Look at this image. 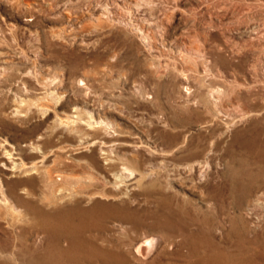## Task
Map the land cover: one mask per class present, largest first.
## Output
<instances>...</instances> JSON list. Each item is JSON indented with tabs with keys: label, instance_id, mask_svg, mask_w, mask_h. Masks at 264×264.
<instances>
[{
	"label": "rangeland",
	"instance_id": "rangeland-1",
	"mask_svg": "<svg viewBox=\"0 0 264 264\" xmlns=\"http://www.w3.org/2000/svg\"><path fill=\"white\" fill-rule=\"evenodd\" d=\"M263 142L264 0H0V264H264Z\"/></svg>",
	"mask_w": 264,
	"mask_h": 264
},
{
	"label": "bare ground",
	"instance_id": "bare-ground-1",
	"mask_svg": "<svg viewBox=\"0 0 264 264\" xmlns=\"http://www.w3.org/2000/svg\"><path fill=\"white\" fill-rule=\"evenodd\" d=\"M137 4V3H136ZM135 5V3L133 4V2H129L128 4H127V6L129 7V8H131V7H133ZM134 8V7H133ZM132 11V10H131ZM193 39V38H192ZM189 44H191V42L189 43ZM201 45V44H200ZM191 46H189V48H190ZM187 49V48H186ZM195 51V50H194ZM196 52V51H195ZM199 52V51H198ZM190 56H191V54H190ZM189 58V57H188ZM184 61V60H183ZM174 62V61H173ZM189 62V61H188ZM205 64V63H204ZM153 67V66H152ZM176 67V66H175ZM186 67V66H185ZM174 68V67H173ZM208 68V67H207ZM158 69H160V68H158ZM148 71V70H147ZM153 72V71H152ZM198 72V71H197ZM183 74V73H182ZM187 74V73H186ZM185 75V74H184ZM188 75V74H187ZM196 76V75H195ZM199 79V78H198ZM198 83H199V81H198ZM182 86V85H181ZM200 87V86H199ZM166 89V88H165ZM186 89V88H185ZM203 90V89H202ZM205 90V89H204ZM166 91V90H165ZM203 95V94H202ZM209 95V94H208ZM221 95V94H220ZM191 98H192V96H191ZM222 98V97H221ZM201 101V100H200ZM207 101V100H206ZM210 104V103H209ZM192 106V105H191ZM212 106V105H211ZM204 109V108H203ZM209 113V112H208ZM244 118V117H243ZM216 120V119H215ZM264 143V142H263ZM115 144V143H114ZM114 147V146H113ZM222 147V146H221ZM181 148V147H180ZM260 148V147H259ZM262 148V147H261ZM264 148V147H263ZM256 151V150H255ZM163 155V154H162ZM165 156V155H164ZM168 156V155H167ZM162 158V157H161ZM164 158V157H163ZM173 158V157H172ZM219 161V160H218ZM217 161V162H218ZM172 164V163H171ZM224 164V163H223ZM204 165V164H203ZM170 166V165H169ZM181 166V165H180ZM184 167V166H183ZM196 167V165H195V163H194V165H192V168L194 169ZM201 167V166H200ZM206 167H208V166H206ZM142 168V167H141ZM182 168V167H181ZM180 168V169H181ZM184 168H186V166L184 167ZM175 170V169H174ZM203 171V170H202ZM185 173V172H184ZM171 174V173H170ZM180 175V174H179ZM140 178V177H139ZM143 178V177H142ZM180 178V177H179ZM189 178V177H188ZM141 179V178H140ZM177 179V178H176ZM132 181V183H131V185L133 184V183H136L137 182V180H139L138 178H132L131 179ZM208 182V181H207ZM219 182V181H218ZM143 184V183H142ZM260 185V184H259ZM133 186V185H132ZM135 186V185H134ZM143 186V185H142ZM81 200H78L77 202H76V204L75 205H73V206H70V207H64V208H56L55 210H53V211H51V212H49V213H47L46 215L47 216H45L44 218H50L55 224H58L59 226L60 225H62V226H64V225H68L67 227H69L70 225H69V223L71 222H73L72 221V219H73V217H74V215H80L81 216V214L83 215L84 214V212H88L89 211V209H88V211H87V209H86V211H84L83 210V208H82V204H81ZM98 207V206H97ZM37 211V210H36ZM91 211H94V210H91ZM91 211L89 212V213H91ZM39 212H41V211H39ZM38 212V214L40 215V213ZM43 213H44V211H42ZM89 213H88V216H90L89 215ZM42 215H44V214H42ZM41 216V215H40ZM79 216V217H80ZM86 216H87V214H86ZM88 216H87V218H88ZM76 217V216H75ZM42 219H43V217H41ZM78 218V217H77ZM81 218H83V217H81ZM81 218H79L80 220H81ZM86 217L84 216V219H85ZM79 219H77V221H79ZM83 219V220H84ZM92 219H93V217H92ZM46 220V219H45ZM42 221V220H41ZM48 221V220H47ZM50 221V220H49ZM48 221V222H49ZM52 221H50V222H52ZM75 221V220H74ZM86 221V220H85ZM46 222V221H45ZM83 222V221H82ZM40 223H42V222H40ZM39 223V224H40ZM74 223V222H73ZM77 223H79V222H77ZM87 222H85V224H86ZM89 223V222H88ZM51 224V223H50ZM49 224V225H50ZM75 224V223H74ZM84 224V223H83ZM53 225V224H52ZM80 225H81V223H80ZM79 224L76 226V229L77 228H79L78 226H80ZM90 225V224H89ZM42 225H40V226H38L39 228L41 227ZM51 226V225H50ZM86 226V225H85ZM44 227V226H43ZM42 227V228H43ZM47 227H48V225H47ZM52 227V226H51ZM54 227V226H53ZM52 227V229L54 230V228ZM55 227H57V226H55ZM61 227V226H60ZM81 227H82V225H81ZM80 227V228H81ZM87 227H89V226H86V228ZM61 228H63L64 229V227H61ZM60 228V230H62ZM79 228V229H80ZM83 228V227H82ZM90 228V227H89ZM87 229V230H90V229ZM50 229V228H49ZM58 229V228H57ZM57 229H55V230H57ZM69 229H70V227H69ZM84 229V228H83ZM48 230V229H47ZM59 230V229H58ZM72 230V229H71ZM70 230V231H71ZM86 230V229H85ZM45 231H46V226H45ZM52 231V230H51ZM63 231V230H62ZM62 231H59V232H61V234H62ZM79 232H80V230H78ZM49 232V231H48ZM56 232H58V231H56ZM55 232V233H56ZM64 232V231H63ZM68 232V231H67ZM45 233V232H44ZM66 233V232H65ZM74 233H76V232H74ZM80 233H82V231L80 232ZM86 234V233H85ZM85 234H83V235H85ZM97 234V233H96ZM57 235V234H56ZM65 236L67 235V233L66 234H64ZM74 235V234H73ZM76 235V237L75 238H77L78 239V237L77 236H79V235H77V234H75ZM82 235V234H81ZM82 235V236H83ZM64 236V237H65ZM81 236V237H82ZM59 237V236H58ZM67 237V236H66ZM65 237V238H66ZM92 237V236H91ZM103 237V236H102ZM102 237H99V236H97V237H94V238H90V239H85L84 240V238L81 240L80 239V237H79V239H78V243L79 244H81V248L85 245L84 244V241H88V244H90L89 246L90 247H92L91 248V252H93V254H94V256H95V258H97V260L98 261H100V263H102V264H115V263H113V261H115V260H118V259H125L124 258V256H123V254L120 252V250H118V248H117V246L116 245H113V244H111V241H109L108 240V238H102ZM97 240H100L102 243H105V245L104 246H99V244H98V241ZM61 241V240H60ZM148 241V240H147ZM147 241L146 240H144L143 242H141L140 244H138L137 246H136V249H135V251L133 250V252H135V253H137V254H135L136 255V257H137V255H141L142 253H143V251H144V249H145V247L147 246ZM150 241V240H149ZM77 242H73L72 243V246H74V245H76V243ZM152 242V241H151ZM65 243V242H64ZM138 243V242H137ZM149 243V242H148ZM79 244H77L78 245V249H80L79 248ZM149 244H151V243H149ZM63 245V244H62ZM67 246H70V245H67ZM71 246V247H72ZM122 246V245H121ZM149 246V245H148ZM65 247V246H64ZM71 247H70V250H71ZM75 247H77V246H75ZM85 247V246H84ZM83 247V248H84ZM62 248H63V246H62ZM66 249H68L67 247H65ZM86 248V247H85ZM121 248H123V246L121 247ZM133 248H135V246L133 247ZM153 248V247H152ZM64 249V248H63ZM77 249V251H79ZM87 249V251H88V248H86ZM69 250V249H68ZM75 251H76V249H74ZM73 250V251H74ZM85 249H83V251H84ZM125 250V249H124ZM62 251V250H61ZM72 251V252H73ZM86 251V250H85ZM85 251L83 252V253H85ZM90 251V250H89ZM145 251H146V249H145ZM148 251V250H147ZM140 252H142V253H140ZM62 254H63V252H61ZM66 253H69V252H66ZM71 253V252H70ZM86 253H90V252H86ZM124 253V252H123ZM140 253V254H139ZM147 254H148V252H146ZM82 254V253H81ZM9 255V254H8ZM22 255V254H21ZM67 255V254H66ZM69 255V254H68ZM73 255H75V254H73ZM82 256H84V255H82ZM144 256H146L145 255V253H144ZM150 256H151V254H150ZM157 256V255H156ZM66 257H68V256H66ZM126 257V256H125ZM139 257V256H138ZM141 257V256H140ZM218 257H219V255H218ZM13 258V257H12ZM11 258V259H12ZM65 258V257H64ZM83 258H88V256H84ZM83 258H81L80 260L82 261V259ZM93 258V257H92ZM127 258V257H126ZM143 258L144 257H142L141 259L143 260ZM146 258V257H145ZM144 258V259H145ZM78 259V258H77ZM89 259V258H88ZM121 259V260H122ZM62 260V259H61ZM79 260V259H78ZM87 260V259H86ZM121 260H119V261H121ZM146 260V259H145ZM14 261V260H13ZM44 261V260H43ZM97 261V262H98ZM127 261V260H126ZM80 262V261H79ZM123 262V261H122ZM44 263V262H43ZM87 263V262H86ZM89 263V262H88ZM20 264V263H19ZM42 264V263H41ZM46 264H49V263H46ZM58 264V263H57ZM71 264H73V262L71 263ZM77 264V263H76ZM81 264H83V263H81ZM116 264H118V263H116ZM120 264H121V262H120ZM126 264H128V262H126Z\"/></svg>",
	"mask_w": 264,
	"mask_h": 264
}]
</instances>
